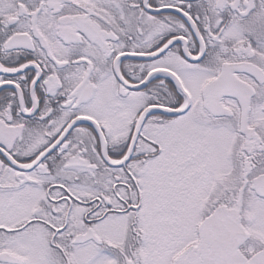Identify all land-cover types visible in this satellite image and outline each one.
<instances>
[{"label": "snow or ice", "instance_id": "obj_1", "mask_svg": "<svg viewBox=\"0 0 264 264\" xmlns=\"http://www.w3.org/2000/svg\"><path fill=\"white\" fill-rule=\"evenodd\" d=\"M0 264H264V0H0Z\"/></svg>", "mask_w": 264, "mask_h": 264}]
</instances>
